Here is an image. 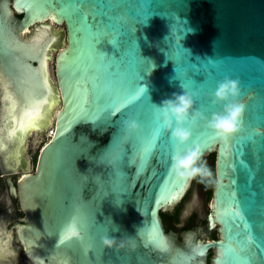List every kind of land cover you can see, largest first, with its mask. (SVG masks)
I'll return each instance as SVG.
<instances>
[{
	"label": "water",
	"instance_id": "95a60500",
	"mask_svg": "<svg viewBox=\"0 0 264 264\" xmlns=\"http://www.w3.org/2000/svg\"><path fill=\"white\" fill-rule=\"evenodd\" d=\"M53 22L66 25V46L51 33ZM33 26V34L25 33ZM53 50L56 85L44 67ZM226 75L240 79L247 105L244 126L227 142L207 126L213 112L223 111L209 94ZM138 89L144 106L125 104L108 114L106 93L124 99ZM183 91L195 97L193 115L203 113L193 141L203 146V159L217 152L222 184L214 189L208 229L180 234L166 230L161 212L191 186L193 178L170 171L172 153L186 146L169 130L174 149H162L158 139L145 155V145L154 123L164 125L156 105ZM58 105L36 169L26 172L27 139L50 126ZM129 116L142 124L138 133L125 129ZM258 129H264V0H0V163L25 171L17 185L8 177L24 217L7 226V240L0 229L1 256L16 229L31 264L38 257L51 264L52 254L70 255L73 264H208L212 249L213 264H264V242L256 239L264 236ZM69 222L82 240L65 239ZM217 229L220 238L209 240ZM248 233L253 240L241 249L237 237ZM108 234L134 235L137 247L107 248Z\"/></svg>",
	"mask_w": 264,
	"mask_h": 264
},
{
	"label": "clouds",
	"instance_id": "9594fccd",
	"mask_svg": "<svg viewBox=\"0 0 264 264\" xmlns=\"http://www.w3.org/2000/svg\"><path fill=\"white\" fill-rule=\"evenodd\" d=\"M213 104L224 103L223 111L213 112L207 118V126L221 140L227 142L231 137L239 133L244 126L245 114L247 111L246 102L242 99L244 90L239 78L226 75L218 81L214 92L209 94ZM163 117V123L171 132L172 139L186 146L183 151H175L171 155L170 171L177 177L189 180L199 177L208 184L220 186L222 180L214 176L212 169L206 160L203 159L204 148L196 141H193V127L197 119L203 117V113L196 112L193 115L195 97L191 92L183 91L174 93L171 97L165 98L160 105H156ZM125 129L129 133H138L142 124L136 118L129 116L123 121ZM264 132V129H258ZM115 225L113 231H119V225ZM68 228H72L69 222ZM77 238L83 239L80 230L76 228ZM102 242L107 248L135 250L137 243L134 235L116 237L104 235ZM39 264H47L44 257H38ZM51 264H73L72 257L64 254L57 256L52 254Z\"/></svg>",
	"mask_w": 264,
	"mask_h": 264
},
{
	"label": "rangeland",
	"instance_id": "374dc122",
	"mask_svg": "<svg viewBox=\"0 0 264 264\" xmlns=\"http://www.w3.org/2000/svg\"><path fill=\"white\" fill-rule=\"evenodd\" d=\"M45 23H49V21ZM50 31L52 34H55V36L57 37L58 35L61 36L60 40L63 46L67 45V28L65 24L59 25L53 22ZM31 32L32 29H29V31L28 32L26 31L25 33H31ZM58 52L59 51L56 50L51 51V56L49 59V73L54 85H56L57 82L56 60H57ZM60 107L61 105H58L56 111L54 112L52 123L48 128L39 129L38 131L29 135L27 139L26 152H25V158L28 162V165L25 167L27 170L26 172H34L36 168V161L38 155L41 152L44 145L50 139L49 129H52L54 127L56 112ZM215 153L217 154V152ZM210 157L211 155H207L204 158V160L207 161L210 168L214 169L215 160H210ZM24 172L25 171L10 169L6 167L4 164L0 163V176H2V178H0V222L2 223L1 225L3 228L10 225L14 219L19 217H24L23 210H22V214H20L21 212H19L20 211L19 204L16 203L15 205H13L11 198L9 196L8 184L6 183V178H8L9 176H13V180L16 183L19 180V178L24 174ZM197 195L199 196L200 199L203 198V190L201 187H195V190L191 193V197ZM190 200H192V198ZM9 208L15 209L19 214L17 213L16 215V213L9 212L8 211ZM167 213H171V212H167ZM168 220L169 222L172 221L170 218ZM15 234H14L15 240L12 241L10 246L11 251L7 252L5 256L0 255V264H31L29 259H27L25 256V252L22 248L23 245L18 240L17 234L16 235Z\"/></svg>",
	"mask_w": 264,
	"mask_h": 264
},
{
	"label": "flooded vegetation",
	"instance_id": "af4514ba",
	"mask_svg": "<svg viewBox=\"0 0 264 264\" xmlns=\"http://www.w3.org/2000/svg\"><path fill=\"white\" fill-rule=\"evenodd\" d=\"M18 16L21 17V14H18ZM31 29H32V34H33L35 32V26L31 27ZM39 155H40V153H39ZM39 155H38V158H39ZM38 158L36 161V166H37ZM210 160H213V158L210 157ZM214 164L216 165V157H215V163ZM212 171H213L214 176H216V167H214V169H212ZM0 178H2V176H0ZM6 183L8 184L9 196L11 198L13 205L18 203L19 207H20L19 212H21L20 214H22V208L20 205V200L18 197L13 196V194L11 193L10 186L8 183V178H6ZM15 184L17 185V182ZM212 185L213 184H208V183L202 181L199 177L193 178L188 192L179 202H177L176 206H172L167 211L163 210L161 212L166 230L167 231L173 230V231L181 234L182 232L193 230V229H196L197 227L201 226L203 228V230L206 231L208 229V226H209V214L212 211V200H213V195H214V189L216 186L214 184L212 187ZM195 187H201L202 188V190H203V198L202 199H200L198 195L191 197V193L195 190ZM191 198H192V200H190ZM8 211L11 213H16V215L18 213L15 209H12V208H9ZM167 212H171V213H167ZM169 218L172 221L169 222V220H168ZM21 219L22 218L20 217V218H17L16 220H14L10 225H8L9 226L8 228H10L12 230L14 223L21 220ZM1 224L2 223L0 222V229L3 230V235L5 236L4 238H5V240H7L8 239L7 233L5 234L7 226L3 228ZM13 232L15 234L16 229H13ZM206 237L209 240H216V239L220 238V233L217 229V231H215L214 233H212L210 235H206ZM11 243H10V241H8V243L6 244L7 246L9 245L8 252L11 251V248H10ZM22 248H23V250L25 249L24 246H22ZM213 253H215V249L211 250V254L209 256L208 264H213L212 263V254ZM25 256L27 259H29V261L31 263V260L27 256L26 253H25Z\"/></svg>",
	"mask_w": 264,
	"mask_h": 264
},
{
	"label": "snow or ice",
	"instance_id": "6c2138e0",
	"mask_svg": "<svg viewBox=\"0 0 264 264\" xmlns=\"http://www.w3.org/2000/svg\"><path fill=\"white\" fill-rule=\"evenodd\" d=\"M106 17V16H105ZM104 18V17H103ZM108 18V17H107ZM81 19L83 20L84 17L82 16ZM142 19V18H141ZM109 22V18L107 20L103 19V23L104 24H108ZM87 26V25H86ZM92 28L94 30L97 29V24L95 22L92 23ZM123 29H121L122 32ZM101 35L103 36V32L101 31ZM139 55V53H138ZM47 59L48 57H45V63H44V67L46 70L47 67ZM138 74H139V68L140 65L138 64ZM140 76V75H139ZM140 90L138 89L136 92L131 93L130 95L127 96V98L122 99L121 96L119 94H113L111 92L106 93L104 95V108L107 109L108 114L110 115L111 112L114 109H117L119 107H121L122 105L128 104L130 105V108L133 109H139L142 106H144L143 104V98L144 95H139ZM123 115H127V112L123 113ZM168 128L166 125H159V124H155L154 123V127L152 130V133L148 139L147 144L145 145V155L151 151V149L155 148L157 146V140L159 139L160 142V146L161 148H166V147H172L173 149L175 148L174 145L169 146L168 145V132H167ZM249 140L252 139V137H248ZM232 215L243 219L241 212L240 211H233ZM245 228H248V223L247 221H245ZM78 233L76 231V228L73 226L71 229L68 230L65 239H68L71 236H77ZM256 239H260L262 242H264V236L261 237H257ZM253 240V236L251 235V233L245 234L243 236H238L237 237V243L240 245L241 249H245L248 244ZM235 251V250H233Z\"/></svg>",
	"mask_w": 264,
	"mask_h": 264
},
{
	"label": "bare ground",
	"instance_id": "6f19581e",
	"mask_svg": "<svg viewBox=\"0 0 264 264\" xmlns=\"http://www.w3.org/2000/svg\"><path fill=\"white\" fill-rule=\"evenodd\" d=\"M36 22V21H35ZM28 29V28H27ZM46 69H47V71L49 72V61H48V59H47V67H46ZM56 114L58 115V117H59V115H60V112L59 111H57L56 112ZM53 129V128H52ZM52 129H49V132H50V134L52 133ZM39 129H35V130H33L30 134H32V133H34V132H36V131H38ZM51 137V136H50ZM219 216V215H218ZM6 246V245H5ZM4 246V247H5ZM9 246V245H8ZM8 246H6L7 247V250L6 251H4L2 254L5 256L6 255V252H8Z\"/></svg>",
	"mask_w": 264,
	"mask_h": 264
},
{
	"label": "trees",
	"instance_id": "16d2710c",
	"mask_svg": "<svg viewBox=\"0 0 264 264\" xmlns=\"http://www.w3.org/2000/svg\"><path fill=\"white\" fill-rule=\"evenodd\" d=\"M210 155H211V157L213 158V160H215L216 153H212V154H210Z\"/></svg>",
	"mask_w": 264,
	"mask_h": 264
}]
</instances>
